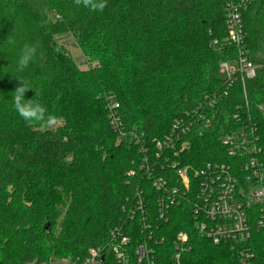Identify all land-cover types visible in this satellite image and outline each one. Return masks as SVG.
I'll use <instances>...</instances> for the list:
<instances>
[{"label": "trees", "instance_id": "1", "mask_svg": "<svg viewBox=\"0 0 264 264\" xmlns=\"http://www.w3.org/2000/svg\"><path fill=\"white\" fill-rule=\"evenodd\" d=\"M262 4L257 0L243 11L256 62L264 60ZM225 5L107 0L100 13L74 0H0V264H50L52 257H84L93 246L108 255L109 232L124 226L128 200L145 177L143 152L133 142H118L112 129L110 95L126 124L145 134L152 156L155 141L168 134L175 118L215 100L217 117L209 126H193L186 136L191 148L182 158L195 167L235 162L220 137L242 125L234 115L245 102L241 81L228 87L219 72L221 61L238 55L227 42ZM59 33L74 36L85 61L94 64L82 69L58 43ZM26 43L37 54L20 71L17 60ZM20 79L33 88L25 99L45 105L57 117L56 128L29 126L13 110L11 93ZM246 88L264 160V70L246 80ZM133 168L136 175L129 178ZM166 173L176 183L173 172ZM142 187L156 212L159 192L150 180ZM160 226L156 234L167 239L157 246L160 253L179 230L199 236L185 203L174 205ZM193 248L197 264H228L226 247L199 240ZM103 264L112 262L106 257Z\"/></svg>", "mask_w": 264, "mask_h": 264}, {"label": "built area", "instance_id": "2", "mask_svg": "<svg viewBox=\"0 0 264 264\" xmlns=\"http://www.w3.org/2000/svg\"><path fill=\"white\" fill-rule=\"evenodd\" d=\"M256 1L225 0L227 42L237 47L238 55L221 61L219 72L228 87L241 81L245 103L238 106L234 115L242 125L223 134L220 141L226 148L227 157L235 162L212 160L195 167L182 158L191 148V138L186 136L193 126L199 123L209 126L217 117L215 100L175 118L168 134L155 141L156 150L152 156L145 134L136 125L129 127L126 124L119 102L110 95L106 105L110 110L112 129L143 152L139 163L140 169L145 170V177L128 200L124 226H115L109 232L108 255L103 246H93L86 256L68 258L61 264H103L106 257L112 264H195L192 253L194 243L199 240L202 244L208 241L226 247L230 253L225 255L228 264H264V160L260 158L263 147L259 143L257 125L252 121L246 88V80L259 78L262 74L264 60L256 62L251 57L243 16V11ZM217 42L215 39L213 44ZM167 171L173 172L176 183H171L172 176ZM126 173L131 178L136 175V170L133 168ZM147 180L159 192L155 200L156 212L142 187ZM182 203L190 207L199 236L179 230L172 245L165 246L160 253L157 246L166 245L167 239L166 234L160 231L158 236L156 231L161 228L162 221L168 220L171 208ZM50 264L60 262L51 258Z\"/></svg>", "mask_w": 264, "mask_h": 264}, {"label": "clouds", "instance_id": "3", "mask_svg": "<svg viewBox=\"0 0 264 264\" xmlns=\"http://www.w3.org/2000/svg\"><path fill=\"white\" fill-rule=\"evenodd\" d=\"M77 7H83L92 12L102 13L107 7V0H74ZM43 23V22H42ZM37 48L31 44H24L17 60L18 69L23 71L34 61ZM21 83L15 88L12 95L13 110L29 125L40 124L52 127L57 122V117L49 113L47 107L37 100L25 99V93L31 88L28 83L20 79Z\"/></svg>", "mask_w": 264, "mask_h": 264}, {"label": "rangeland", "instance_id": "4", "mask_svg": "<svg viewBox=\"0 0 264 264\" xmlns=\"http://www.w3.org/2000/svg\"><path fill=\"white\" fill-rule=\"evenodd\" d=\"M57 40L58 43L63 47V49L67 50L71 55H73L74 58H76L78 64H80L82 69H87L88 67H90V64H94V61H85V57L83 54V51L80 50V48L78 47V45L76 44V40L74 38V36H70L69 34L66 33H59L57 35ZM262 74L260 73V76ZM58 126V122H56V124L54 126H52L51 128H56ZM123 138L118 137V142L122 141ZM58 230V228H57ZM53 259H55L57 262L63 263V260H66L68 258H60V257H52Z\"/></svg>", "mask_w": 264, "mask_h": 264}]
</instances>
